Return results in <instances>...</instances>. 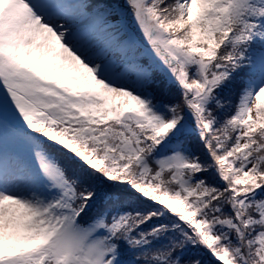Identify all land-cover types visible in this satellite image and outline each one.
<instances>
[{
	"label": "snow or ice",
	"instance_id": "obj_1",
	"mask_svg": "<svg viewBox=\"0 0 264 264\" xmlns=\"http://www.w3.org/2000/svg\"><path fill=\"white\" fill-rule=\"evenodd\" d=\"M0 264H264V0H0Z\"/></svg>",
	"mask_w": 264,
	"mask_h": 264
},
{
	"label": "trees",
	"instance_id": "obj_2",
	"mask_svg": "<svg viewBox=\"0 0 264 264\" xmlns=\"http://www.w3.org/2000/svg\"><path fill=\"white\" fill-rule=\"evenodd\" d=\"M129 19H131V17L129 16Z\"/></svg>",
	"mask_w": 264,
	"mask_h": 264
}]
</instances>
